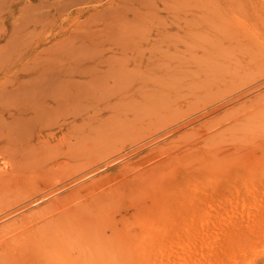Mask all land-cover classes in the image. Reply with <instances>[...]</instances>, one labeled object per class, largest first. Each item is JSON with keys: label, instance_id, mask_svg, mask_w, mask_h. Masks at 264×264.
<instances>
[{"label": "bare ground", "instance_id": "6f19581e", "mask_svg": "<svg viewBox=\"0 0 264 264\" xmlns=\"http://www.w3.org/2000/svg\"><path fill=\"white\" fill-rule=\"evenodd\" d=\"M8 1L5 12H0L5 35L36 31L49 16L56 27L58 16L51 8L47 14L32 15L33 0ZM209 2L211 15L226 17L223 35L228 43L223 41L224 52L216 51L220 48L216 44V49H204L208 62L195 63V77L186 86L199 83L202 91H210L222 81L224 88H231L234 81L263 77L264 52L256 49L264 48V0ZM69 8L67 3L60 10ZM45 107L50 105L18 106L7 110V116L5 108L0 109V156L6 160L0 163V264L264 260V79L224 105L201 111L197 126L192 120L183 122L148 150L145 144L135 148V156L111 157L109 177H94L88 170L73 184L55 185L40 195L38 185L26 184L27 173L42 160L44 148L57 146L50 145L56 133H47L44 126L28 133L25 126L42 117ZM78 118L74 114V120ZM66 120L61 131L69 124ZM66 139L64 133L59 141ZM74 139L60 153L74 156L83 151L79 143L87 145V151L92 146L83 142L85 133L77 128ZM75 168L70 169L73 174L82 171ZM190 182L196 190L185 203L186 190L181 188ZM126 199H131L130 205L123 204Z\"/></svg>", "mask_w": 264, "mask_h": 264}, {"label": "rangeland", "instance_id": "374dc122", "mask_svg": "<svg viewBox=\"0 0 264 264\" xmlns=\"http://www.w3.org/2000/svg\"><path fill=\"white\" fill-rule=\"evenodd\" d=\"M203 1L33 0L32 15L47 14L51 8L58 16L56 27L49 16L36 31L14 35H5L0 19V109L4 107L7 116V110L18 106L48 103L42 117L31 119L25 128L30 133L44 126L47 133H56L50 145L57 146L44 148L42 160L27 173V185H38L42 195L55 185L73 184L84 173L109 177L111 157L135 156V148L145 144L148 150L153 141L183 122L192 120L197 126L201 111L224 105L264 79L234 81L231 88H224L222 81L210 91H202L199 83L186 86L195 77V63L208 62L204 51L216 44L220 45L216 51L224 52L223 41L228 43L223 35L226 17L211 15L207 7L211 3ZM9 3L0 0V12ZM67 3L70 8L62 12ZM256 50L264 52L262 46ZM88 111L91 116H86ZM65 119L69 124L61 131ZM76 128L85 133L83 142L92 146L87 151V145L79 143L83 151L66 156L60 150L68 148V141L75 142ZM64 133L67 139L61 142ZM5 161L0 156V163ZM74 167L82 171L73 174ZM187 185L181 188L186 190L185 203L196 190L193 182ZM123 204L130 205L131 199Z\"/></svg>", "mask_w": 264, "mask_h": 264}]
</instances>
